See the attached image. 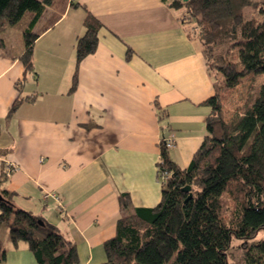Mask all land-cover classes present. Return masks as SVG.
<instances>
[{"label":"crops","instance_id":"crops-1","mask_svg":"<svg viewBox=\"0 0 264 264\" xmlns=\"http://www.w3.org/2000/svg\"><path fill=\"white\" fill-rule=\"evenodd\" d=\"M69 1L79 7L67 4L34 41L31 72L24 74L20 61L24 46L11 51L2 36L0 174L15 208L73 243L79 264H101L103 243L120 217V195L130 198L128 213L160 201L162 133L175 137L170 159L181 168L190 164L206 134L205 102L214 87L197 37L181 23L184 9L162 0ZM82 7L102 27L71 92L75 42L85 30ZM155 102L166 113L164 131ZM6 164L16 167L9 177ZM45 194H58L62 210ZM2 242L4 264H37L23 244L13 249L8 238Z\"/></svg>","mask_w":264,"mask_h":264},{"label":"trees","instance_id":"trees-1","mask_svg":"<svg viewBox=\"0 0 264 264\" xmlns=\"http://www.w3.org/2000/svg\"><path fill=\"white\" fill-rule=\"evenodd\" d=\"M172 9H184L196 22L190 32L197 37L214 95L204 135L186 168L176 165L162 138L159 143V203L152 208H131L127 194L119 197L120 217L115 235L103 243L101 264H231L227 251L232 238L249 240L264 232V0H162ZM68 0H0V50L3 34L18 27L24 51L20 61L24 74L33 69L36 38L51 28ZM199 6L195 11L193 6ZM84 33L75 42L72 92L77 85L80 62L95 53L100 22L84 7ZM252 8L259 18L244 19ZM225 51H224V50ZM131 56L126 51V60ZM261 79L256 96L230 118L224 117L225 95L248 75ZM222 78V83L217 80ZM25 79V78H24ZM14 101L6 119L16 111ZM161 129L166 113L154 103ZM0 174V225H6L8 242L17 249L24 243L37 264H79L76 247L42 219L12 203L13 194ZM189 186L188 193L182 191ZM191 198L187 199L188 195ZM41 222L42 224H40ZM247 254L248 264H264V241ZM6 250L0 237V264Z\"/></svg>","mask_w":264,"mask_h":264},{"label":"rangeland","instance_id":"rangeland-1","mask_svg":"<svg viewBox=\"0 0 264 264\" xmlns=\"http://www.w3.org/2000/svg\"><path fill=\"white\" fill-rule=\"evenodd\" d=\"M193 9L195 11H199V6L195 5L193 6ZM243 14L244 19L259 18L257 12L252 8L244 9ZM191 21L194 22V19L192 18ZM194 26L196 27V24ZM3 37L7 41L9 50L17 51L20 48L22 49V35L18 27H13L7 30ZM216 78L220 83H222V78L220 75H217ZM260 81L261 79L259 77L250 74L245 77L236 88L226 93L223 104L224 117L226 119L230 118L234 113H236L246 104V102H251L253 100L257 94ZM0 236L2 240H6L8 238L6 225H0ZM263 241V231H259L254 238L249 240H237L232 238L230 247L227 251V261L231 264H248L247 254H253L257 252L258 249L253 248V246L258 245ZM22 244L26 247L24 243H20L19 246ZM1 264H4V261Z\"/></svg>","mask_w":264,"mask_h":264},{"label":"built area","instance_id":"built-area-1","mask_svg":"<svg viewBox=\"0 0 264 264\" xmlns=\"http://www.w3.org/2000/svg\"><path fill=\"white\" fill-rule=\"evenodd\" d=\"M192 18H189L187 13L184 12V14L181 16V23L189 28H194L196 22L194 20V22L191 21ZM162 141L164 143V146L167 150H170L172 148H174L175 146V137L173 135V133H168L167 135H165L164 138H162ZM14 171H16V167L12 164H6L5 165V176L9 177ZM167 179V176L165 174H162V176L160 177V182L165 181ZM48 197H51L56 203H57V207L59 210H62L63 205L61 203V197L58 194H45L44 195V199H47Z\"/></svg>","mask_w":264,"mask_h":264},{"label":"water","instance_id":"water-1","mask_svg":"<svg viewBox=\"0 0 264 264\" xmlns=\"http://www.w3.org/2000/svg\"><path fill=\"white\" fill-rule=\"evenodd\" d=\"M184 1H186V0H184ZM189 190H190L189 186H187V187H185V188L182 189V191L185 192V193H188ZM190 198H191V195L189 194L188 197H187V199H186V201H187L188 199H190ZM1 199H2V197H1V195H0V200H1ZM39 223L42 224L41 222H39Z\"/></svg>","mask_w":264,"mask_h":264}]
</instances>
